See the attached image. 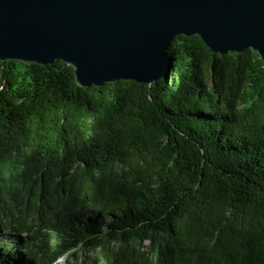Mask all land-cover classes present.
<instances>
[{
    "label": "trees",
    "instance_id": "1",
    "mask_svg": "<svg viewBox=\"0 0 264 264\" xmlns=\"http://www.w3.org/2000/svg\"><path fill=\"white\" fill-rule=\"evenodd\" d=\"M170 77L88 88L0 60V264H264V60L177 35Z\"/></svg>",
    "mask_w": 264,
    "mask_h": 264
},
{
    "label": "water",
    "instance_id": "2",
    "mask_svg": "<svg viewBox=\"0 0 264 264\" xmlns=\"http://www.w3.org/2000/svg\"><path fill=\"white\" fill-rule=\"evenodd\" d=\"M179 34L264 60V0H0V60H63L86 88L169 79Z\"/></svg>",
    "mask_w": 264,
    "mask_h": 264
},
{
    "label": "rangeland",
    "instance_id": "3",
    "mask_svg": "<svg viewBox=\"0 0 264 264\" xmlns=\"http://www.w3.org/2000/svg\"><path fill=\"white\" fill-rule=\"evenodd\" d=\"M57 264H87L82 259H76V258H69L66 257L60 258L57 262Z\"/></svg>",
    "mask_w": 264,
    "mask_h": 264
}]
</instances>
